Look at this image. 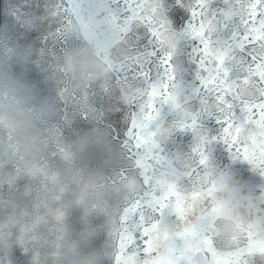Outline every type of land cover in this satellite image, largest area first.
I'll list each match as a JSON object with an SVG mask.
<instances>
[{
	"label": "clouds",
	"instance_id": "clouds-1",
	"mask_svg": "<svg viewBox=\"0 0 264 264\" xmlns=\"http://www.w3.org/2000/svg\"><path fill=\"white\" fill-rule=\"evenodd\" d=\"M0 264H264V0H0Z\"/></svg>",
	"mask_w": 264,
	"mask_h": 264
}]
</instances>
